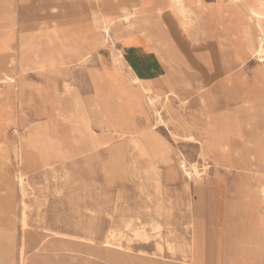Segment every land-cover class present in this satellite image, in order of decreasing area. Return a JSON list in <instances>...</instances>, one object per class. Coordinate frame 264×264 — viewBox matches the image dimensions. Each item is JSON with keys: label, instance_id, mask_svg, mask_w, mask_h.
I'll return each instance as SVG.
<instances>
[{"label": "rangeland", "instance_id": "obj_1", "mask_svg": "<svg viewBox=\"0 0 264 264\" xmlns=\"http://www.w3.org/2000/svg\"><path fill=\"white\" fill-rule=\"evenodd\" d=\"M121 3L8 0L10 10H0V264H113L103 247L110 233L115 236L109 240L130 254L115 264H148L146 257L161 264H199L180 251L182 244L193 241L192 233L203 239L208 253L201 264H212L209 253L214 255L218 245L222 263L217 264H264V211L259 205L264 186V64L256 57L241 63L246 52L243 27L250 25L226 0L195 3L185 29L178 14H158L150 2L145 16L128 20L130 27L118 19L105 32L93 12ZM11 14L15 24L5 23ZM44 21L67 33L73 40L69 51L78 44V52L59 53L57 43L44 39L37 41L36 55L17 48L13 30L18 35L20 28ZM250 30L255 36L252 25ZM139 33L154 48L169 50L171 79L155 90V108L164 125L158 130L148 126L136 135H110L91 150L88 136L58 116L72 114L77 98L80 111L93 118L92 78L108 85L100 86L108 91L106 109L137 121L149 115L154 122L152 110L129 81L134 75L126 60L118 55L121 46L141 42ZM221 121L238 130L227 133L230 152H236L232 168L223 159L228 150L217 145L225 142L217 136ZM173 131L191 135L192 141L175 144ZM71 147L78 150L64 154ZM43 151L49 155L46 162ZM180 152L190 175L181 167ZM111 167L120 169L118 176L107 172ZM18 170L26 173L24 194Z\"/></svg>", "mask_w": 264, "mask_h": 264}, {"label": "bare ground", "instance_id": "obj_2", "mask_svg": "<svg viewBox=\"0 0 264 264\" xmlns=\"http://www.w3.org/2000/svg\"><path fill=\"white\" fill-rule=\"evenodd\" d=\"M92 2L98 3L100 0H91ZM218 3H224L225 0H214ZM150 2H154L155 6H154V10H156V12L158 14H165V15H174L178 14L181 17V26L183 29H185L188 26V16L189 14H192V6L195 3H200V0H122V3L120 5H118L116 8H112L108 11H105L104 9H102L101 7H99L97 10H95L93 12V17L96 20H100L104 23V28H105V32L107 31V33L109 32V30L111 29L112 25L116 22V20L121 19L126 27H130L132 24L128 23V20L131 17L140 15V16H145L147 13V9L145 8V6L147 4H149ZM226 2L232 4V6L234 7L235 10L240 11V13L242 14V18L244 20H246L247 24H249L250 26L243 27V45L245 47V55L243 57H241V63H245L248 59H252L254 57H256L258 59V61L262 64H264V0H226ZM205 3V2H204ZM24 5V4H23ZM222 6V5H221ZM8 7V6H7ZM219 7V6H218ZM217 7V8H218ZM194 8V7H193ZM94 10V8H92ZM208 9V8H207ZM3 11V10H2ZM205 11V10H204ZM6 12V10H5ZM149 13V12H148ZM209 14V12H208ZM175 16V15H174ZM179 17V18H180ZM193 18V17H192ZM197 18V17H196ZM194 19V18H193ZM208 21V20H207ZM206 22V21H205ZM180 23V22H179ZM209 23V22H208ZM53 24V23H52ZM200 24V23H199ZM103 25V24H102ZM196 25V24H195ZM208 25V24H207ZM251 25L252 28H254V30L256 31L255 36L252 35L251 33ZM235 26V25H234ZM94 27V26H93ZM178 27V26H177ZM96 28V27H95ZM154 28V27H153ZM179 28V27H178ZM250 28V29H249ZM153 30V29H152ZM212 32V31H210ZM218 32V31H217ZM214 33V31H213ZM216 33V32H215ZM100 35V34H99ZM187 35V34H186ZM205 36V35H204ZM211 37V35H209ZM215 37V36H214ZM40 39H44L47 40L48 44H52V43H57L58 44V49H59V53L62 52H70L71 55L75 54L78 49L75 46L74 48H71L69 51V46H68V42H70V39H63L60 38V34H59V30L56 29L55 27L49 25V23L47 21H44L43 24L38 25V26H34L31 27L30 29H24V28H20V31L18 33V38H17V43H18V48L22 49H28L29 52L31 54L34 53H38L39 51V47L37 45V41ZM205 39V38H204ZM103 40V39H102ZM105 41V40H104ZM101 42V41H100ZM99 42V43H100ZM190 42V41H189ZM92 43V42H91ZM123 43V42H122ZM188 43V42H187ZM163 45V44H162ZM199 45V44H198ZM52 46V45H51ZM164 46V45H163ZM196 46V45H194ZM201 46V45H200ZM125 47V46H124ZM197 47V46H196ZM54 48V47H53ZM190 48V47H189ZM118 49V48H117ZM165 52L166 51V47H164ZM143 52V51H142ZM227 52V51H226ZM120 56H123V53L121 51L118 52ZM13 54V53H12ZM190 55V54H189ZM63 56V55H62ZM69 56V55H68ZM165 56V55H164ZM64 57V56H63ZM62 57V58H63ZM61 58V57H60ZM61 58V60H62ZM174 58V57H173ZM63 61V60H62ZM177 61V60H176ZM65 62V61H63ZM259 63V64H260ZM197 64V63H196ZM238 64V63H237ZM203 65V64H202ZM6 66V65H5ZM199 66V65H198ZM233 66V65H232ZM188 67V66H187ZM186 67V68H187ZM196 67V66H195ZM228 67V66H227ZM194 68V67H193ZM223 68V67H222ZM243 68V67H242ZM162 69V68H160ZM239 69V68H238ZM186 71V70H185ZM202 71V70H201ZM262 76L264 77V68H262ZM129 74H131L129 72ZM222 74V73H221ZM157 76V75H156ZM115 77V76H114ZM126 77V76H125ZM232 77V76H231ZM248 77V76H247ZM250 78V77H249ZM116 79V78H115ZM216 80V79H215ZM253 80V79H252ZM251 80V81H252ZM125 81V80H124ZM119 82V81H118ZM117 83V82H116ZM130 83L131 85L136 84L137 86V91L140 94V98H142L145 101V105L149 110H152L153 116H154V122L151 121V118L149 115H147L148 119L147 122L149 124V127H152V129H157L161 126L164 125V122L162 120V116H161V112L155 108V102H156V97H158L159 94L155 93L150 87L145 86L143 84V82L140 80V78L138 76H133L130 79ZM176 83V82H175ZM215 83V82H214ZM72 84V83H71ZM111 84V82H110ZM181 86V85H180ZM124 87V86H123ZM174 87V86H173ZM122 88V87H121ZM113 89V88H111ZM131 89V88H130ZM129 89V90H130ZM118 90V89H117ZM127 90V89H126ZM134 90V89H133ZM64 91H68V86L64 89ZM80 92V91H79ZM115 92V91H114ZM133 92V91H132ZM130 93V92H128ZM180 93V92H178ZM124 94V93H123ZM115 95V94H114ZM136 96V95H135ZM117 97V96H116ZM115 97V98H116ZM81 98V97H80ZM86 98V97H84ZM139 98V99H140ZM138 99V96H137ZM87 100V99H86ZM162 100V99H161ZM90 101V100H89ZM118 101V100H117ZM200 101L202 104H204L205 100L204 97L200 98ZM250 101V100H249ZM132 102V101H131ZM140 102V101H139ZM91 103V101H90ZM118 103V102H117ZM122 105V104H120ZM119 105V106H120ZM136 105V104H135ZM87 106V105H86ZM85 106V107H86ZM133 106V105H132ZM73 111L74 114H70L72 116V122H73V126L75 129H79L81 130L80 134H84L87 133L90 138L92 143L95 145L96 143V134L95 131L92 128V123H95L96 125H98L99 127H102L104 125V120H105V114L103 113L101 106L97 103V101L94 102V104L92 105V109H90L91 113H92V117L91 118L89 115H85V113H82L79 109V101L77 98L74 99V103H73ZM122 107V106H121ZM135 107V106H134ZM158 107V106H157ZM137 108V107H136ZM205 108V107H203ZM140 109V108H138ZM182 109V108H181ZM123 110V109H122ZM130 110V109H129ZM135 112V111H134ZM149 112V111H148ZM87 113V112H86ZM124 114V113H123ZM122 114V115H123ZM133 114V113H132ZM126 115V114H125ZM129 115V114H128ZM69 116V115H68ZM210 116V115H208ZM62 119H67L66 115L63 116V114L60 116H58ZM124 116H122L123 118ZM143 117V116H142ZM185 118V117H184ZM255 118V117H254ZM168 119V118H167ZM125 120V119H124ZM196 120V119H195ZM167 121V120H165ZM126 122V121H125ZM129 122V121H128ZM175 123V122H174ZM178 123V122H177ZM181 123V122H180ZM196 123V122H195ZM198 123V122H197ZM264 123V122H263ZM129 124V123H127ZM172 124V123H171ZM182 124V123H181ZM185 125V124H184ZM196 125V124H195ZM128 126V125H127ZM181 126V125H180ZM193 126V125H192ZM197 126V125H196ZM129 127V126H128ZM145 127V126H144ZM143 127V128H144ZM182 127V126H181ZM180 127V128H181ZM199 128V126H197ZM127 128V127H126ZM130 128V127H129ZM182 129V128H181ZM184 129V128H183ZM215 129V128H214ZM151 130V129H150ZM238 131L237 127L235 126H231V128H226L225 126V122L221 121L220 124V131L218 133V137L219 139H223L221 142L225 141L224 143H218L217 145H222L224 148H226L228 151L223 154V159L225 162V165L227 167H235L233 165V157H235V153L234 152H230L229 149V143H228V138H227V133H233V131ZM254 130V129H253ZM115 132L117 134V136H121V135H125V133H123V131L119 130V129H115ZM151 132V131H150ZM250 132V131H249ZM253 132V131H252ZM145 133V132H144ZM152 133V132H151ZM136 132H131L129 133V135H135ZM143 134V132H142ZM202 134V133H201ZM150 135V133H149ZM172 135L174 136V142L176 144V140L182 139L184 141H188L191 142L192 141V136L189 134L186 135H178L175 131L172 132ZM246 135V134H245ZM180 136V137H179ZM247 136V135H246ZM146 137V136H145ZM152 137V135H151ZM160 138V137H159ZM245 139V138H244ZM152 140V139H151ZM161 140V139H160ZM197 140V139H196ZM200 140V139H199ZM198 140V141H199ZM148 141V139H147ZM155 141V140H154ZM162 141V140H161ZM205 141V140H204ZM157 142V141H155ZM167 142V141H166ZM207 145L210 146L209 142L206 141ZM154 144V143H153ZM162 144V143H161ZM201 144V143H200ZM204 145V144H203ZM151 146V144H150ZM161 147V146H160ZM170 147V146H169ZM211 147V146H210ZM252 147V145H251ZM159 148V147H158ZM201 148H204L201 145ZM222 148V147H221ZM220 148V149H221ZM253 148V147H252ZM162 149V148H161ZM166 149V148H165ZM157 150V149H155ZM172 150V149H171ZM196 150V149H195ZM4 151V147L0 146V152ZM200 151V150H199ZM193 152V151H191ZM254 152V151H253ZM162 153V152H161ZM169 153V152H168ZM181 153V152H180ZM43 155H47L49 157V155L47 153H45V151H43L42 153ZM165 154V153H164ZM198 154V152H197ZM206 154V153H205ZM157 155V154H156ZM170 155V154H169ZM209 155V154H207ZM171 156V155H170ZM194 156V155H192ZM196 157V156H195ZM192 158V157H191ZM197 158V157H196ZM210 158V157H209ZM48 159V158H47ZM46 159V160H47ZM160 159V158H159ZM211 161V160H210ZM114 162V161H113ZM167 162V161H166ZM171 162V161H170ZM197 162V161H196ZM193 163V162H192ZM205 163V162H204ZM196 164V163H195ZM253 164V163H252ZM204 165V164H202ZM207 165V163H206ZM249 165V164H248ZM247 166V165H246ZM181 167L183 168V170L185 171L186 174L190 175L187 163H186V159L184 157V155L181 153ZM209 167V165H208ZM196 168V167H195ZM204 168V167H203ZM205 169V168H204ZM203 169V170H204ZM247 169V168H246ZM235 170V169H234ZM242 171V170H241ZM244 171V170H243ZM247 171V170H245ZM250 171V170H249ZM252 171V170H251ZM111 177L116 175H119L120 169L119 168H114L111 167V169H109L107 171ZM196 175V178H200V173L199 171H195L194 172ZM204 173V172H203ZM229 173V172H228ZM254 173V172H253ZM264 173V172H263ZM202 174V173H201ZM231 174V173H230ZM17 180H19L20 182V187L21 189L24 191V184H25V178H26V173H24L23 171H18L16 174ZM252 186V185H251ZM227 187V186H226ZM258 187V186H257ZM255 188V187H254ZM253 188V189H254ZM260 188V187H259ZM257 189V188H256ZM255 191V190H254ZM194 192L198 195V197L200 198L201 196H199V194L197 192V190L194 189ZM259 192V191H258ZM201 193V192H200ZM245 193V192H244ZM260 194H261V199L259 201V205H261V207L263 208L264 211V186H261L260 188ZM175 197V196H174ZM198 198V199H199ZM175 199V198H174ZM197 199V200H198ZM201 199V198H200ZM196 200V203H197ZM199 203V202H198ZM197 203V204H198ZM24 211V210H23ZM26 217L22 218V223L23 226L26 225ZM198 223V222H197ZM200 223V222H199ZM27 226V225H26ZM25 226V227H26ZM29 227V226H28ZM197 227V226H196ZM199 227V225H198ZM146 228V227H145ZM198 229V228H197ZM147 230V229H146ZM199 230V229H198ZM115 231V230H114ZM113 231V232H114ZM119 231V230H117ZM141 231V230H140ZM160 231V230H158ZM163 231V230H162ZM51 232V231H50ZM129 232V229H128ZM131 232V231H130ZM146 232V231H145ZM199 232V231H198ZM52 233V232H51ZM57 233V232H56ZM122 233V232H121ZM138 233V232H137ZM148 233V232H147ZM197 233V232H196ZM202 234V232H199ZM123 234V233H122ZM142 234V233H141ZM139 234V235H141ZM60 235H63L60 233ZM150 235V234H149ZM192 235H194V239L191 243L189 244H182L180 246V251L183 254V257H191L193 259L194 263H199L201 264L203 262V260H205L206 256H207V252L204 251V245L205 243L202 244V238H200V236L197 238L195 237V234L192 233ZM205 235V234H203ZM115 236V234H108L106 236V238H108L107 240H105L103 242V247L104 250L107 253L108 259L109 261H111L113 264L116 263V260L121 256V257H128L130 254L126 251H124L121 247H120V243L119 244H115L113 242H111L109 239L113 238ZM126 236V235H124ZM135 237V236H134ZM137 237V236H136ZM116 238V237H115ZM122 238V237H121ZM138 238V237H137ZM47 239V238H46ZM93 239V238H92ZM119 239V238H118ZM87 240V239H85ZM89 240V239H88ZM129 240V239H127ZM126 240V241H127ZM133 240V239H132ZM136 240V238H135ZM134 240V241H135ZM165 240V239H164ZM45 241V239H44ZM131 241V240H130ZM139 241V240H138ZM23 242V241H22ZM148 242V241H147ZM146 242V243H147ZM155 242V241H154ZM49 243V242H48ZM149 243V242H148ZM170 243V242H169ZM23 244V243H22ZM43 244V243H42ZM176 244H174L175 246ZM133 246V245H132ZM140 246V245H139ZM162 246V245H160ZM130 246H128L129 248ZM142 247V246H141ZM144 247V246H143ZM149 247V246H148ZM203 247V248H202ZM126 249V248H125ZM171 249V248H170ZM71 250V249H70ZM162 251V250H161ZM24 252V246H21V253ZM24 254V253H23ZM153 254V253H152ZM155 254V253H154ZM162 254V253H161ZM160 255V254H158ZM210 255V259H211V263L212 264H217L218 262L221 261L222 263V256H221V249H220V245H218V250L217 252L215 251V256L213 255V253H209ZM24 257V256H23ZM23 257L20 258L23 260ZM213 257H215L213 259ZM26 258V256H25ZM24 258V259H25ZM164 258V257H163ZM148 264H161V260H158L154 257H146L145 258ZM125 260V259H124ZM123 260V261H124ZM129 259H126V261H128ZM24 261V260H23ZM125 261V262H126ZM145 261V260H144ZM28 262V261H27ZM120 262V261H118ZM122 262V261H121ZM130 262V261H129ZM64 263V262H63ZM62 263V264H63ZM145 263V262H144ZM192 263V262H191ZM22 264V263H21ZM31 264V263H30ZM122 264V263H120ZM127 264V262H126ZM130 264V263H129ZM146 264V263H145ZM234 264H238L237 262H235Z\"/></svg>", "mask_w": 264, "mask_h": 264}, {"label": "crops", "instance_id": "obj_3", "mask_svg": "<svg viewBox=\"0 0 264 264\" xmlns=\"http://www.w3.org/2000/svg\"><path fill=\"white\" fill-rule=\"evenodd\" d=\"M7 1L8 0H0V10H10L9 7H7V5H8ZM14 21H15V19H14V16H12V14L5 17V23L15 24ZM58 30H59L60 38L70 39V42L73 41L72 38H70V36L67 35V33H65L64 31H62L60 29H58ZM138 35H139V39L141 41L139 44L134 45V46H127V45L125 47L121 46V49L123 52V58L126 60L127 67L130 69L131 73L134 76H136V74H137V76L140 78V80L143 82V84L145 86L150 87L154 92H156L157 90H159L158 89L159 87L167 85L169 80L171 79V73H170L171 66H170L169 61L167 60L169 50L166 49L167 52H165L164 48L163 49H158V48L156 49L152 46V44H150L147 41L146 36H144L143 34H140V33ZM13 36L16 39L15 43H17L18 35L17 34L15 35L14 30H13ZM75 46L77 47V49H79L78 44L77 45L75 44ZM17 48H18V43H17ZM36 54L37 53H34L32 55H36ZM160 68H162V69H160ZM92 80L96 86V100L95 101H97V103L101 106V109H102L103 113L105 114V120L103 122L104 125L102 127H100L102 129V132L97 133L95 131V134H96L95 145L92 143L90 136L87 133H84L85 135L88 136V139H89L88 140V146L91 150L97 149L98 146L104 144L103 142L106 141L110 135L116 134L115 129H119V130L123 131V133H125V134H129L132 131L136 132V134H137V132L139 130L143 129L144 126H145L144 128L149 126L146 117L140 118V121H137V120H135L136 116L129 115V116H124L122 118L123 115L116 116L112 111H109L108 109H106L104 106V101L108 97V91L100 89V86H108V85H105L103 83L99 84L98 80L95 78H92ZM66 87H67V85L64 86V89ZM73 109H74V107L72 105L71 106V113L72 114H74ZM66 117H67V119H63V120H66V121L68 120L73 124L72 116L66 115ZM58 118H60V117H58ZM126 118L132 119V120L134 119L133 121H131L133 123L127 124L124 121V119H126ZM60 119H62V118H60ZM72 128L74 130H76L78 133H81V130L75 129L74 126ZM77 150L78 149L76 147H71V148H66L63 151H64V154H66V153L68 154L69 151L74 153ZM59 151H62V150L60 149ZM16 155H17V152H16ZM47 157H48L47 155H43V154L41 156V158L45 162L48 161ZM18 171H20V170H18ZM17 182L19 183V187H20L19 180H17ZM20 191H21V193L24 194V191L21 189V187H20ZM23 205H24L23 208L25 209V204L23 203Z\"/></svg>", "mask_w": 264, "mask_h": 264}]
</instances>
